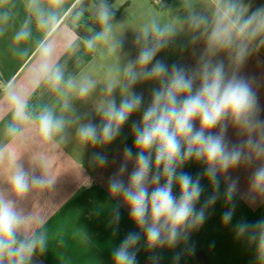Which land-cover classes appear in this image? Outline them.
I'll use <instances>...</instances> for the list:
<instances>
[{"label": "clouds", "instance_id": "9594fccd", "mask_svg": "<svg viewBox=\"0 0 264 264\" xmlns=\"http://www.w3.org/2000/svg\"><path fill=\"white\" fill-rule=\"evenodd\" d=\"M254 5L255 0H211L210 14L189 4L179 23L150 19L134 34L133 56L125 50L127 40L113 24L115 13L107 0L92 5L99 30L85 39L65 31L66 22L79 26L87 11L84 0H26L28 15L13 37L15 45L32 41L33 24L39 33L31 48L26 88L35 92L46 86L57 95L58 108L45 106L33 114L28 97L15 83L0 89V116L10 114L4 129L8 143L0 144V167L9 172L7 188L0 189V264H31L46 246L43 235L26 233L28 218L18 207L33 188L52 183L46 168L36 175L20 162L16 141L27 125H35L41 144L65 142L72 128L81 145L107 148L130 118L140 114L131 125L133 145L124 147L118 168L107 178L109 196L120 202L113 209L112 223L119 224L123 206L138 229L113 248L112 264H138L141 240L149 253L186 240V230L203 222L205 209L218 198L220 178H228L230 170L250 168L251 188L264 193V119L256 80L241 72L247 60L264 48V3ZM9 16L0 3V26ZM185 34L187 41L179 44ZM81 44L87 52L104 46L117 58L94 106L99 123L89 113L78 115L72 104L89 99L98 81L88 74L66 76L67 62H61L63 56L75 55ZM172 49L180 55L192 49L193 63L179 59L169 64L160 54ZM27 54L28 50L21 52ZM143 84L152 85L147 102L144 93L134 90ZM229 129L235 132V142L228 139ZM190 161L204 165L195 178L183 170ZM91 163L103 169L109 159L94 152ZM202 178L213 193L197 210L204 191ZM236 189L237 181L231 180L227 201H232ZM234 209L233 204L224 213L225 222L231 221ZM236 227L238 234H249L257 242L259 259L264 261V220L241 221ZM160 259L150 256L151 264H160ZM179 259L177 254L173 264Z\"/></svg>", "mask_w": 264, "mask_h": 264}, {"label": "crops", "instance_id": "0c3cea01", "mask_svg": "<svg viewBox=\"0 0 264 264\" xmlns=\"http://www.w3.org/2000/svg\"><path fill=\"white\" fill-rule=\"evenodd\" d=\"M0 3H3L4 10L10 13L7 23L0 26V89L15 83L28 97L29 110L33 114L45 106L56 105L58 108L57 95L46 86L35 92H29L26 88L27 70L32 63L31 48L33 41L39 37L33 24V40L25 44H14L13 37L28 15L26 0H0ZM261 3H264V0H255V5ZM128 6L130 3L124 7L113 24L118 34L127 40L125 50L131 51L134 56L131 41L136 31L144 25L146 12ZM195 10L210 14L211 0H203L202 8ZM187 11L176 9L174 14L185 17ZM68 30L73 29L65 24V31ZM186 41L185 34L180 37L178 43ZM25 50H28L29 54L22 56L21 52ZM160 56L165 57L169 64L179 59L191 64L194 60L192 49L184 51L181 55L172 49L161 53ZM65 61L66 76L88 74L98 81L97 89L89 99L73 100L72 104L78 115L89 113V118L93 119L94 123H99V118L95 117L94 106L101 98V86L109 70L117 63V58L104 46L87 52L81 44L79 51L71 58H61L62 63ZM241 72L256 80L261 118L264 119V48L247 60ZM151 87L149 84L137 85L134 90L144 93L147 102ZM2 95L0 91V96ZM139 118L140 114L131 117L120 137L107 148L81 145L75 139L72 128L68 129L69 135L65 142L41 144L35 125L25 126L22 136L16 141L20 162L26 170L36 175H40L46 168L52 181L48 186L33 188L18 204L28 218L26 233L43 235L46 240L44 252H37L31 264H112L113 248L117 247L129 232L138 231L129 219L128 210L123 206L119 208V224L112 223L113 209L120 202L109 196L107 178L118 168L124 147L133 145L131 125ZM9 120L10 114L0 116V144L8 143L4 129ZM228 139L236 141L234 130L229 129ZM94 152H103L108 156L109 163L105 168L99 169L91 163ZM183 170L195 178L198 173H203L204 165L190 161ZM8 174L7 167H0V189L7 188ZM250 174V168L240 166L230 170L228 178L221 177L216 202L205 209V218L201 224L186 230L187 239L181 240L175 248H162L149 253L143 248L141 240L138 264H151V255H159L160 264H173L177 254L180 256L178 264H264V261L259 259L257 242L250 240L249 234H238L236 227L241 221L254 224L264 220V193L253 191ZM231 180L237 181V189L229 202L225 192ZM201 184L204 191L196 205L197 210L213 193V188L206 178L201 179ZM233 204L235 209L232 219L225 222L223 215ZM252 235L258 236V233Z\"/></svg>", "mask_w": 264, "mask_h": 264}, {"label": "rangeland", "instance_id": "374dc122", "mask_svg": "<svg viewBox=\"0 0 264 264\" xmlns=\"http://www.w3.org/2000/svg\"><path fill=\"white\" fill-rule=\"evenodd\" d=\"M126 1L128 4L130 3L128 8L133 9L135 7L146 12L145 24L153 18L159 19L162 23H179L183 20L184 15H177L178 13L174 14L176 9L185 12L187 10L186 4H191L195 8H202L203 0H168L167 2L162 0H115L113 5L114 7H120L124 5Z\"/></svg>", "mask_w": 264, "mask_h": 264}, {"label": "trees", "instance_id": "16d2710c", "mask_svg": "<svg viewBox=\"0 0 264 264\" xmlns=\"http://www.w3.org/2000/svg\"><path fill=\"white\" fill-rule=\"evenodd\" d=\"M167 2L168 0H162ZM97 0H84L85 7L87 11L84 12L83 19L81 20L79 26L73 28L70 22H66L68 26H70L73 31H75L81 39H85L89 36L90 32L92 31H98L99 30V25L96 23L92 16V5L96 3ZM114 2L115 0H107V3L112 7L115 15L113 18V21L116 19V17L121 14L122 10L124 7L128 5V2L126 1L124 5L120 7H114Z\"/></svg>", "mask_w": 264, "mask_h": 264}]
</instances>
